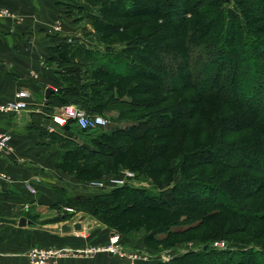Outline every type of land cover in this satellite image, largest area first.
<instances>
[{
    "label": "trees",
    "instance_id": "trees-1",
    "mask_svg": "<svg viewBox=\"0 0 264 264\" xmlns=\"http://www.w3.org/2000/svg\"><path fill=\"white\" fill-rule=\"evenodd\" d=\"M67 1L68 13L80 26L81 36L65 37L51 44L43 55L60 78L59 87L43 96L46 106L57 109L72 104L89 115L113 110L143 115L128 119L125 127L115 125L109 130L82 129L71 119L60 126L63 133L41 127L39 132L48 142L59 140L63 147L71 148L61 146L63 150L57 151V170L88 183L97 179H88L87 175L116 174L125 156L132 153L131 169L137 171L155 159L154 167L148 165L147 171L141 172L162 175L150 179L156 193L128 184L78 193L70 200L65 198V207L70 210L64 213L87 210L108 233L117 232L121 239L146 230L143 245L151 250L154 248L150 243L197 238L198 251L154 264H264L263 242L227 237L230 230L248 229L250 223L259 222L264 227V112L253 107V96L264 94V0ZM173 15L178 18L172 20ZM150 24L158 26V30L141 33ZM127 25L135 31L130 37L117 44L104 40ZM160 51L179 53L178 68L187 76L184 83L167 87L170 91L182 89L183 94L173 100L166 115L158 108L149 111L148 107L158 106L168 93L165 90L167 95L163 97L164 89L159 88V83L145 82L153 77L157 80L149 65ZM196 57L204 63L202 68H196ZM250 66L252 70L248 71ZM113 77L115 82L110 80ZM136 79L142 81L124 87V94L116 92L122 90L119 86ZM247 81H255L257 86ZM123 103L133 106L124 108ZM197 114L203 122L198 120L195 129H210L214 118L222 121L220 134L227 129L236 132L235 138L222 141L216 131L203 144H194V129L189 124ZM111 121L115 122L113 118ZM74 130L76 134H72ZM77 134L89 139L80 143L74 139ZM179 134L183 141L171 139ZM138 142L144 144L142 151L134 146ZM198 151L210 155L199 157ZM234 151L242 156L228 159L226 155ZM164 154L162 165L158 159ZM246 181L255 183L253 193L257 192L262 201L259 205L247 202L254 195L240 190ZM200 186L209 193L199 196L195 188ZM222 214L234 217L232 228H227V219L218 221ZM208 228L210 237L201 239ZM107 236L99 242L106 243ZM217 240L225 241V248L210 246ZM248 245L251 247L244 249ZM229 247L238 250L231 251Z\"/></svg>",
    "mask_w": 264,
    "mask_h": 264
},
{
    "label": "crops",
    "instance_id": "crops-1",
    "mask_svg": "<svg viewBox=\"0 0 264 264\" xmlns=\"http://www.w3.org/2000/svg\"><path fill=\"white\" fill-rule=\"evenodd\" d=\"M67 2L0 0V9L8 13L0 17V102L16 99L22 90L32 93L29 109L0 114V132L12 136L9 150L0 153V172L8 176L0 179V264H29L27 253L37 245L68 249L55 258L56 264H124L104 252H74L100 243L102 229L98 233V223L85 219L78 231L61 230L63 224L72 225L80 219L77 214L64 213L66 196L62 194L84 193L88 185L55 168L58 150L39 132L41 127L58 131L49 127V115L61 109L45 104L46 88L56 90L60 78L43 55L51 44L80 35ZM20 217L31 223L1 221Z\"/></svg>",
    "mask_w": 264,
    "mask_h": 264
},
{
    "label": "rangeland",
    "instance_id": "rangeland-1",
    "mask_svg": "<svg viewBox=\"0 0 264 264\" xmlns=\"http://www.w3.org/2000/svg\"><path fill=\"white\" fill-rule=\"evenodd\" d=\"M158 4V3H157ZM162 5V3H159ZM164 6V5H163ZM14 15V14H12ZM11 15V17H12ZM172 20H176V18H178L177 16L173 15L172 16ZM123 22H128L130 21L129 19H122ZM139 20H133V22H137ZM158 24H163L160 20L157 21ZM170 25V23H168ZM171 24H173L171 22ZM128 27H126L125 29H119L118 30V34H112L113 36H110L106 39H104L105 41H109L113 44H117L118 42H120L123 38H127V37H130L132 35V33H134L135 31L133 30L134 28H132V26L130 27V25H127ZM156 27L158 26H154L152 24H150V26H147L144 27L145 30H143V32L141 33H144V34H149V33H153L155 32L156 30H158ZM170 27L172 28V26L170 25ZM81 29V28H80ZM80 36V35H79ZM78 36V37H79ZM82 40V39H80ZM149 44H152V42H150ZM195 55V54H194ZM195 58V57H194ZM202 59V58H201ZM253 57H252V60L251 62H253ZM181 60V55L179 53L177 54H174L173 52H170V53H165V51H160V54L159 56L157 55L156 56V60H154V62L150 63L149 65V70L152 69L151 73L152 75H157V80L155 77H153L154 79L150 78L149 80H146L145 82H148V83H152L153 82H156V83H159V88L161 89H164V92L162 90V96L165 97V95H167L166 93H168V98L166 100H164L162 103L160 102L158 104V106L156 107H148V110H152V111H156L158 108L157 111H160L161 113H163L164 115L167 114L168 109L171 108L172 104L174 103L173 100H175V98L179 95H182L183 94V90L182 89H178V90H172L170 91V89H168L167 87L168 86H177L178 84H182L184 83V81L187 80V76L185 74H183V72H180L179 68H178V65H179V61ZM195 66L197 69L199 68H202L201 66L204 65L203 62H201V60H198V58L196 57L195 59ZM252 66L249 67V70L248 71H251ZM191 79H193V77H191ZM111 81L115 80L114 77L113 78H110ZM137 81H142L140 79H136V80H129L127 81L125 84H123L122 86H119L122 90H116V92H122V94L126 93V89L124 87H128L130 85H132L133 83H136ZM248 83H250V85H255L257 86V82L255 84V81L252 82V81H247ZM260 82L262 83V80H260ZM259 82V84H261ZM157 85V84H156ZM261 85H264V83H262ZM248 85H247V89H248ZM165 90H166V93H165ZM185 90V89H184ZM168 91V92H167ZM144 92V91H143ZM186 93H190V95H192V91H186ZM236 93V91L234 92ZM144 95V94H142ZM247 97L250 96V93H249V90H246V94H245ZM249 95V96H248ZM253 98L255 99V102H254V106L257 110H261L262 112H264V94H263V97H259L258 96H253ZM124 108H128L130 106H133V104H126V103H123L122 105ZM257 106V107H256ZM233 111V108L231 109ZM55 111V110H54ZM231 111V112H232ZM61 112L60 109L56 110L55 113L53 112V116L55 114H59ZM147 112V111H146ZM144 113V112H143ZM1 114V113H0ZM100 115V114H99ZM103 117H105L107 120H109V123L105 126H103L101 129H104V130H109V129H112L113 127H115V125L117 126H121V127H125L127 125L128 122H130V120L132 118H138L140 117L141 115H143L142 113H138V112H130L129 114L124 112V113H120V111L118 110H113L112 112H107L105 114H101ZM112 118L114 119V121L116 122H113L111 121ZM245 118V117H244ZM244 118H242V120H245ZM130 119V120H128ZM190 121V128L191 129H194L191 134H192V138L191 140H193L194 144H199L200 143H204L205 141H207L210 136L215 133L216 131H218V135L219 138L222 139V141H232L235 136H236V132L232 133L230 131H228L227 129L224 130L222 132V134H220L219 132V129L222 127L220 126V124L222 123V121H217L214 120V118L212 119V125H211V128L208 129L207 127L206 128H202V129H195L197 128L196 126H198V120L200 121V123H202L203 121L200 119V116L197 115H194ZM117 120V121H116ZM240 122H242L240 120ZM49 127H53L55 129H57L58 131H60V133H63L64 131L61 130V127L57 124H55V122L52 120V117L50 118L49 120ZM195 128H194V127ZM203 126V124H202ZM98 128H95V129H91V130H96ZM224 129V128H223ZM76 134V131L74 130V132L72 134ZM65 134V133H64ZM87 135V134H85ZM46 138V137H45ZM185 138H187V136L185 135ZM48 140V138H46ZM74 139L78 142H82L81 140L83 139L84 141L88 140L89 137L86 136H82V135H79L77 134L76 136H74ZM172 140H182L183 141V136H181V134H179V136L175 137L174 135L171 137ZM51 139H49L50 141ZM181 143V141H180ZM50 146L53 147L54 149L58 150V152L62 151L63 149H59L61 146H62V142H60L59 140L55 141V142H49ZM134 146H136L137 148L136 149H143L144 147V144L142 142H138L137 144H134ZM63 147V146H62ZM61 147V148H62ZM64 149H71L69 147H63ZM182 149V148H180ZM200 151V149H198ZM138 151V150H137ZM142 151V150H141ZM198 151V155L199 157H207L208 155L210 154H206V153H203L201 154V152ZM170 153V152H169ZM128 154V153H127ZM242 153H239V152H230L226 155V157L228 159H231V158H237V157H241ZM132 155V153H131ZM130 154L126 155L125 158L126 160L124 161V165L121 166L120 169H118V172H116V174L114 175H117V173L119 175H124V171H129V172H132L134 177L132 180H128V182L126 184L130 185V186H134V187H145V188H149V189H153L152 191H156L157 190H154V187L152 186L151 182H150V179H152V177L154 178H158L160 175H162V173L158 176L156 173H142L141 171H147L146 169V166H150V167H154L155 165V159L154 161H150V163H148L147 165H145L144 167H140V168H137V171L136 170H133L131 169V164H132V161H133V157L131 156ZM164 156H166V154L164 155H161L159 157H161V160L158 159V163L160 164H164ZM56 160V159H55ZM57 161V160H56ZM56 161H55V168H56ZM258 163V162H257ZM261 165V163H260ZM112 168V167H111ZM57 169V168H56ZM70 169H72V171H76L74 167H71ZM108 170V168H107ZM139 174H138V173ZM113 173L115 172H112V173H104L103 175H101L100 177H93L92 175H87L85 176L86 178L88 179H97V180H102V179H108L114 175H112ZM139 175V177H138ZM100 178V179H99ZM94 181V180H92ZM194 181H198V180H194ZM89 184V182L87 183V185ZM203 185H207V184H203ZM254 186H255V183L253 184V182L251 181H246L244 184H243V189H240L242 190V192L244 191H248L250 192L251 194H253L254 196L251 197V198H248L247 199V202H252L254 203L255 205H259L262 201L258 198L259 196H256L257 195V192L253 193L254 191ZM87 187V191L88 192H97L99 191L98 189H95L93 187H91L90 185L89 186H86ZM187 190L185 187L182 188V190L184 191ZM197 191V193L199 194V196H202V195H207L209 192V190H207L206 188H203V187H197L195 188ZM86 191V192H87ZM238 191V190H237ZM240 192V191H239ZM63 196H66V198H68L70 200V198L72 197L71 195H75V194H62ZM184 196V197H183ZM186 193H183L182 194V197L183 198H186ZM215 197V195H213ZM218 200H221V198L217 197ZM223 201V199L221 200ZM227 201V200H225ZM74 214H77L79 215V217L83 218V220H90V221H93V223H95L94 221H96L95 219H93L92 215H90V213H88L87 210H81V211H75ZM225 219L226 220V226L227 228H232L233 226V222H236L234 220V217L231 216V215H228V214H222V216H220L218 218V221L219 222H222L224 221ZM82 222V221H80ZM96 223H98L96 221ZM82 225V224H81ZM98 227H96V231H101L102 229V232L100 233L101 236H106L108 235V229L105 228L104 226H102L101 224L98 223ZM249 228L248 229H241V231H236L237 229H235L234 231L230 230L232 233L231 234H227L229 238H232V239H238V240H241V241H246V242H263L264 243V227H263V224L262 223H250V225L248 226ZM95 231V232H96ZM145 232H147L145 230ZM145 232L143 233L142 231H139V233H129L127 234L126 236H123L122 237V244L123 246L129 250V251H139V252H143V251H146L148 254L150 253L151 256L149 258V260L147 261H139L140 263L139 264H154L155 261H159L158 260V256H159V253L161 252H167L169 253L171 256L172 255H181L183 253H186V252H190V251H198L200 245L197 241V238H194V239H191V238H184L182 239L181 237L179 238H175L173 239L174 242H172L173 240H169L168 242H166L165 244H155V243H150L149 246L151 248H154V250H151L149 248H146L144 245H143V237H144V234ZM197 233V232H196ZM203 234H204V237H202L201 239H207L210 237V228L206 229L203 231ZM223 241V240H221ZM172 242V243H171ZM225 242V241H224ZM171 243V244H170ZM210 246H214L212 243L210 244ZM251 247V245H248L246 246L244 249H249ZM230 248V247H229ZM231 249V248H230ZM232 250H238L237 247H232L231 251ZM116 257V256H115ZM116 258H119V257H116ZM121 260V259H120ZM123 263L125 264V261L123 260Z\"/></svg>",
    "mask_w": 264,
    "mask_h": 264
},
{
    "label": "built area",
    "instance_id": "built-area-1",
    "mask_svg": "<svg viewBox=\"0 0 264 264\" xmlns=\"http://www.w3.org/2000/svg\"><path fill=\"white\" fill-rule=\"evenodd\" d=\"M8 13L6 10L0 9V17L6 16ZM29 99H32V93L27 90L17 92L16 99L0 102V113L1 114H12L18 113L23 110L29 109ZM35 103H32L34 105ZM61 112L52 116L53 121L59 126L66 124L68 119L74 121L75 125L82 129H95L102 128L109 123L105 117L99 114L89 115L83 109L76 105L68 104L61 107ZM12 136L8 131L0 132V153L8 151L10 148V141ZM124 175H114L108 179L90 181L88 186L98 190H111L115 187L125 185L128 180H132L134 175L132 172L124 171ZM0 179L7 180L8 176L5 173L0 172ZM27 187L34 191V189L27 184ZM70 210V208H66ZM75 223V222H74ZM72 223V225L74 224ZM214 247L225 248V242L217 240L213 242ZM63 251L68 249H54L52 246H35L28 251L27 257L29 264H56L55 258ZM74 252L82 254H95V253H108L113 256L119 257L125 264H139V261L149 260L151 254L146 251H129L123 244L121 235L117 232L111 231L108 233L106 243L92 244L85 249H75ZM176 255V254H175ZM175 255H170L167 252L159 253L158 260L167 261Z\"/></svg>",
    "mask_w": 264,
    "mask_h": 264
},
{
    "label": "water",
    "instance_id": "water-1",
    "mask_svg": "<svg viewBox=\"0 0 264 264\" xmlns=\"http://www.w3.org/2000/svg\"><path fill=\"white\" fill-rule=\"evenodd\" d=\"M52 91L51 88H46L45 90V96L47 97L49 95V93ZM83 218L80 217V219H78V221H76L73 225H67V224H63L61 227L62 231H70L71 229H74L76 231L80 230L81 228V222ZM1 221L4 222H9V223H17L18 225H25L26 223H31L30 220L27 221L26 217H20L19 219H9V218H1Z\"/></svg>",
    "mask_w": 264,
    "mask_h": 264
}]
</instances>
